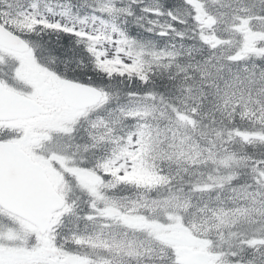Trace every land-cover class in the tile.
<instances>
[{
  "label": "snow or ice",
  "instance_id": "snow-or-ice-1",
  "mask_svg": "<svg viewBox=\"0 0 264 264\" xmlns=\"http://www.w3.org/2000/svg\"><path fill=\"white\" fill-rule=\"evenodd\" d=\"M0 264H264V0H0Z\"/></svg>",
  "mask_w": 264,
  "mask_h": 264
}]
</instances>
